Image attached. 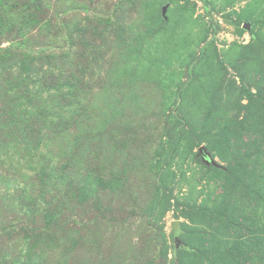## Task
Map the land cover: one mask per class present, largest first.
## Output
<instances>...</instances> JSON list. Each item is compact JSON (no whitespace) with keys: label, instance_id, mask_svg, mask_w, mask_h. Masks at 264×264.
<instances>
[{"label":"rangeland","instance_id":"rangeland-1","mask_svg":"<svg viewBox=\"0 0 264 264\" xmlns=\"http://www.w3.org/2000/svg\"><path fill=\"white\" fill-rule=\"evenodd\" d=\"M15 55L44 70L54 58L63 100L34 87L33 105L21 102L20 66L4 70ZM77 73L80 94L71 97ZM5 112L0 254L10 255L0 264L28 261L25 243L7 241L33 228L21 219L8 226L21 212L17 190L31 189L59 202L62 224L51 235L68 245L56 239L51 255L40 245L44 257L28 264H215L222 251L229 257L218 263L240 264L261 254L264 182L258 173L242 185L229 178L239 155L228 139L241 138L245 120L251 134L264 132V0H0ZM24 120L40 127L29 140ZM200 147L224 169L205 164ZM78 183L79 200L67 195ZM205 249L215 255L199 257Z\"/></svg>","mask_w":264,"mask_h":264},{"label":"trees","instance_id":"trees-1","mask_svg":"<svg viewBox=\"0 0 264 264\" xmlns=\"http://www.w3.org/2000/svg\"><path fill=\"white\" fill-rule=\"evenodd\" d=\"M84 33L82 35V37H85ZM92 35H98L100 37H102L101 33H91ZM87 35V34H86ZM80 38V40L76 43H74V37L71 35H67L66 37V41L67 44H69L70 42L77 45L80 44V46H85L87 47V41H83L81 40V36H77V38ZM76 38V39H77ZM79 46V47H80ZM7 51V50H6ZM5 51V52H6ZM85 50L83 49L82 52H84ZM26 57V56H25ZM25 57H22L21 59L18 58L17 55L13 56L10 58V60H15L14 64L12 65H8L7 62H11V61H6V63H4V70H8L10 71L11 66L13 65H17L20 66V69L18 70L20 73V78L23 80V83H25V86L20 87L21 89H23L24 91L23 93V97L20 98L21 102H24V104L26 103L27 105H33L31 103L34 102L33 98H36L39 91H35L34 93H32L30 91V88L35 89L34 87H38L37 90H42L41 88H47L49 92H51L52 90L55 91V93L59 96L58 98L60 99V101H62V96L63 94L61 93V90L64 88V83L62 82L63 80V70H61V68H57L59 70L58 74L56 75L55 71V60L54 58H48L47 60L50 62H47L46 60V64L49 66L48 70H44V65L41 62V65L38 64L37 62L34 64L33 60H30L28 63L25 62ZM61 58L63 60V63H66L64 61V58L61 55ZM6 60V58H5ZM41 67H39V66ZM83 68V67H82ZM84 70H80L79 72H83ZM5 73L8 75L9 73L5 71ZM76 73V72H75ZM46 76H48V81L51 79L50 82L47 81V83H43L42 80L46 78ZM19 78V79H20ZM70 80H69V86H71V88L69 89V93L72 94L71 97H77L80 94V90H79V86L81 84V80L79 78V75L77 73V75H70ZM18 78H16V80H19ZM21 80V81H22ZM51 83V84H50ZM40 88V89H39ZM43 89V90H44ZM73 89V90H71ZM20 91L19 88H17V93ZM46 92V89L43 91V93ZM60 104L58 105L57 109L59 110L60 108ZM250 105L247 106V108H249ZM24 122L28 123L25 124V131L27 132L26 136L28 137V140L33 137V135H35V133H38L40 131V127L38 126V124L34 123V122H30V121H26L24 120ZM0 123L2 125H11L12 121H10V114L8 112H5L1 118H0ZM244 126L243 127L245 130L241 131L243 134H241V138H232V139H228V146L230 147V149H234L235 153L236 150L238 151L236 154L239 155L238 158H233L230 169H228L229 172V178L236 182L235 184L237 185H242L248 181H251L253 178V176L258 173L256 176L262 181L264 182V132L262 134H256L253 135L251 134V124L250 121H244L243 122ZM240 139V140H239ZM241 155V156H240ZM214 167V166H213ZM217 168V167H216ZM218 169H224L223 167H220ZM245 175V177H242V175ZM49 174H47V169L46 172L45 170L42 168L40 173L38 174V177L40 180H42V182H44V178L47 177ZM247 177V178H246ZM252 178V179H251ZM248 180V181H247ZM73 181L71 180L70 183H72ZM253 182V181H252ZM43 184V183H42ZM262 185V184H261ZM71 186V184H70ZM71 188V187H70ZM262 190V189H261ZM68 191V190H67ZM18 195V199H19V203L21 205L20 209L21 212H19V214L17 216H14L12 221L9 222L8 221V226L10 227V225L12 223H14V219H21L24 220L22 221V224L25 225H29L30 227H33L31 229L28 228H20V232H16V235L13 236V238L9 239L7 241V245H9L8 243L13 241V244H19V243H25L26 246H28V250L30 252V254L27 255L28 257V261L25 262L24 264H28L30 262V260L33 257H44V252L41 249L40 245H44V250H47L49 252V254L51 255L52 252H54V247L52 246V243H54L53 241H56V239L60 238V241L63 242V244H66V246L68 245V242L65 241V235H60L58 237V235L55 237H52L51 233L53 230L58 231L57 228L60 227V224H62L61 222V217L62 214L61 212H58V203L55 202V200L53 199V197H49V199H47L45 192L43 191H39L38 190V195H35V190L31 189L28 191V194L26 193V191L24 190H17ZM84 194V187H82V185L80 183H78L74 188L72 186L71 189H69V192H67L68 196H76L77 200L79 199H83V195ZM87 199V198H86ZM261 199L262 201H264V195L261 194ZM38 203H42L43 208H40ZM42 225V228H39V226H37V223H39ZM32 225V226H31ZM244 227H242V229L246 228V232L247 234H251V227L249 222H245L243 224ZM248 228V229H247ZM249 230V231H248ZM40 231H45L46 233L44 235H42L40 233ZM9 235L12 236L13 232L9 231L8 233ZM244 234V233H243ZM8 235V236H9ZM67 237V236H66ZM260 239V238H258ZM213 240V246L219 245L215 242L216 237H212ZM263 244H264V238L261 237V239ZM57 246H61V242L60 244H58ZM39 247V249L35 252L34 248ZM220 248V246L218 247ZM221 251V250H220ZM32 252V253H31ZM198 256L200 257V255H202V257L204 256H210L213 255L214 252L209 250V249H205V250H198L197 251ZM260 254L257 250V252H254L253 250H251V252H249V254H253L250 255V257L248 259H251L252 257H254L255 262H239L240 264H264V247L261 250V256H260V260L258 261V259H256V257L259 258V256L256 255ZM218 254V259L217 257L215 258L217 261L215 264H221L218 263L219 260L222 258L224 259V257H229L228 252L225 251L223 253V251L217 252ZM10 255V249L8 248L6 251H4L3 253L0 254V259H3L4 262L7 256ZM215 255V254H214ZM26 256V255H25ZM196 256V253H195ZM224 256V257H222ZM18 258V257H17ZM214 258V256H213ZM257 260V262H256ZM13 263H15V261H12ZM229 260L224 261L225 264H229Z\"/></svg>","mask_w":264,"mask_h":264},{"label":"water","instance_id":"water-1","mask_svg":"<svg viewBox=\"0 0 264 264\" xmlns=\"http://www.w3.org/2000/svg\"><path fill=\"white\" fill-rule=\"evenodd\" d=\"M168 9V6H165L163 8V16H166V11ZM244 29L248 30L249 32L251 31V25L247 24L244 26ZM199 154L202 156V161L207 164V165H211L217 168H220L222 166H220L211 156L210 153H206V149L204 147H200L199 149Z\"/></svg>","mask_w":264,"mask_h":264}]
</instances>
